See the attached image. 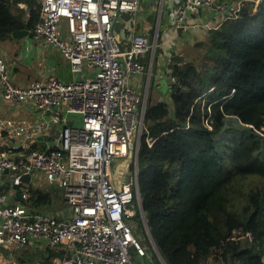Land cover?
<instances>
[{
	"label": "built area",
	"instance_id": "built-area-1",
	"mask_svg": "<svg viewBox=\"0 0 264 264\" xmlns=\"http://www.w3.org/2000/svg\"><path fill=\"white\" fill-rule=\"evenodd\" d=\"M39 4L33 42L60 51L72 72L81 76L64 82L51 75L17 85L0 56L2 98L38 114L35 121H0V135L5 136L0 142V189L8 183L23 199L8 204L0 196V256L6 252L0 264H41L17 255L15 248L26 245L36 253H62L51 264H135L132 248L136 256L152 262L137 236L142 222L155 245L139 196L137 159L157 50L182 32L219 28L239 7L234 0H175L168 30L161 33L159 26L153 36L135 34L123 49L115 25L124 14L138 11L141 0ZM253 5L256 15L264 1ZM201 13H211L216 22ZM32 49L25 43V62ZM145 54H150L148 64L139 59ZM139 73L148 76L144 90L130 83ZM41 137L45 146L39 145ZM43 181L60 190L61 209L34 206L30 187H42L38 184Z\"/></svg>",
	"mask_w": 264,
	"mask_h": 264
},
{
	"label": "trees",
	"instance_id": "trees-1",
	"mask_svg": "<svg viewBox=\"0 0 264 264\" xmlns=\"http://www.w3.org/2000/svg\"><path fill=\"white\" fill-rule=\"evenodd\" d=\"M253 7L240 4L198 44L200 58L173 66L170 101L154 102L151 82L138 185L165 264H264V5ZM40 9L0 0V42L17 30L32 37ZM42 188L30 187L34 206L49 208L58 194Z\"/></svg>",
	"mask_w": 264,
	"mask_h": 264
},
{
	"label": "crops",
	"instance_id": "crops-1",
	"mask_svg": "<svg viewBox=\"0 0 264 264\" xmlns=\"http://www.w3.org/2000/svg\"><path fill=\"white\" fill-rule=\"evenodd\" d=\"M170 1L171 2L168 7L167 16L165 18L166 22L164 25L162 24L161 33L168 30L170 26L171 16L174 12L173 10L175 7V4H174L175 0H170ZM249 1L254 2L255 0H234L235 7H239L240 4H242L243 2H249ZM163 6H165V0L163 2ZM24 9H27V6ZM142 11H143V3H142V8H140L138 11L124 14L123 16H121V18L116 23L115 33L118 36L120 44L123 49H127L130 46L131 38L135 34L148 33V34H151L152 36L154 35L155 31L152 29L154 27V24L152 25L150 22H148L150 18L142 17ZM201 16L205 20H209L210 17L212 21H215L214 19H216L214 18L216 16H211V13H205V14L201 13ZM209 30L210 29H207L201 26L196 29H192L191 31H188L187 33L182 32L181 34L178 35V37L176 38L174 42L167 43L166 45L161 46V48H158L155 61L152 67L153 77H152L151 82L153 84V88H152L153 100L160 101L161 99H163V101L164 100L170 101V83L172 81L171 74H172L173 66L175 64H183L186 61L187 52L185 49L190 47L189 44H193L195 42V39L199 41L198 43L195 42L196 45L200 44L201 42L207 41L208 36H209ZM26 38H24V40ZM0 43H3V42H0ZM38 47H40L38 46V44L34 46L30 54L32 55V57L41 59L42 57L47 55L46 51H44V48L48 46H44L43 49H41V52H40V48ZM5 52L6 50L0 49V56H3ZM21 56H22V52H21ZM149 56L150 54L141 55L139 59L145 64H148L147 61H148ZM48 60H51L50 62H51L52 70L55 69L53 60L51 58H48ZM31 61H27L21 65L15 64L16 62H13L12 67L15 73L12 79L17 85H26V84H29L33 80L40 79V77L33 78L30 74L28 76H31L32 78L29 77L28 80L23 79V76L21 75V73H23L22 66L30 65ZM67 82H70V81H67ZM147 82H148V76L146 73L133 74L130 77V83L142 90L145 89ZM10 118L35 121L38 118V114L33 108L27 105H13L9 102H6L2 98V95L0 94V121H4L5 119H10ZM4 140H5V136L0 135V142H3ZM39 141H40L39 145L41 146L46 145L45 142H42V139H39ZM42 184L43 183H39L38 185H42ZM45 188L49 189V191L51 190V186L45 185ZM17 191H20V190L16 188H12L7 183L1 187L0 196L4 198V201H6V203L8 204L22 202L17 199V194H16ZM59 192L60 191H58V193ZM39 254L41 256V254L43 253L39 252ZM4 256H6V252H3V256H0V260H2Z\"/></svg>",
	"mask_w": 264,
	"mask_h": 264
},
{
	"label": "rangeland",
	"instance_id": "rangeland-1",
	"mask_svg": "<svg viewBox=\"0 0 264 264\" xmlns=\"http://www.w3.org/2000/svg\"><path fill=\"white\" fill-rule=\"evenodd\" d=\"M163 2L164 0H141L140 8H142V3H143L142 17L150 18L148 22H150L152 25L154 24V27L152 28L154 31L159 26L161 28L162 24L164 25L166 22L165 18L167 16L168 7L171 1L165 0V6H163ZM162 9H163V12L161 13ZM23 40L24 39H20V40L14 39L12 36V38H8L5 41H3V43H0V49L6 50L5 54L3 55V58L9 64L11 77H13L15 73L12 67L13 62H16L15 64H20V65L25 63L24 59L21 57V52L24 51L25 43H29V45L33 46V48L34 46L38 44V46H40L38 47L40 48V52H41V49H43V47L45 46L42 43L33 42L32 37H28L24 41ZM195 42L198 43L199 41L195 39ZM195 42L193 44H189L190 47L185 49L187 52L186 61L188 62H191L198 57L200 58L201 55L204 54L205 52V48L203 46L196 45ZM205 42H201L200 44H204ZM44 51H46L47 55L42 57L41 59L32 57V55L28 57L27 61H31L32 59L33 60L31 61L30 65L22 66L23 73H21V75L23 76L24 80H28L29 77L31 76L33 78L40 77V79H44L51 75L53 76L56 75L55 77L67 82V81L77 79L78 77L81 76L79 74L72 72L70 62L66 58H64V56L61 54L60 51H58L57 49H52L50 47L44 48ZM48 58H51L53 60L55 69L52 70V66L50 62L51 60H48ZM29 74L31 76H28ZM151 95H152V92H151ZM155 101L156 100H154V102ZM131 170H133V168ZM42 185H43L42 189H45V185L50 186L46 184V182L44 181ZM51 189H53V191H55V193H57L58 195L54 197L53 205H51L49 208H42L43 210L55 211L63 207L62 197L60 195V192L58 193V191L60 190L54 186H51ZM134 208L137 210V212H139V206L136 202L134 204ZM139 237L144 247L148 248L150 259L154 262L153 253L155 252L154 254H156V257L160 260L158 253L156 252L157 250L154 249L155 245L151 244L152 241L150 238H148L147 234L146 233L139 234ZM1 251H4V250L1 249ZM15 252L17 253V255H20L21 257L25 258V260L28 262L41 261L40 254L36 253L35 248L31 245L16 247ZM131 252H132L131 256H132V259L135 261V264H142V263L151 264V261L147 260V258H146V261H144L142 258L136 256L133 248L131 249ZM209 264H228V263L224 261H221V262L216 261V262H210Z\"/></svg>",
	"mask_w": 264,
	"mask_h": 264
},
{
	"label": "water",
	"instance_id": "water-1",
	"mask_svg": "<svg viewBox=\"0 0 264 264\" xmlns=\"http://www.w3.org/2000/svg\"><path fill=\"white\" fill-rule=\"evenodd\" d=\"M29 34H30V31H29V30H17V31H15V32H13L12 36H13L14 39L20 40V39H24V38L28 37ZM160 101H163V99H161ZM147 102H148V101H147ZM40 139H42V137H41ZM137 165H138V159H137ZM137 167H138V166H137ZM25 179H26L27 181H29L30 178H29V176H27ZM16 194H17V199L23 202L21 192H20V191H17ZM139 196H140V198H141V193H140V191H139ZM147 228H148V225H147ZM148 230H149V228H148ZM150 236H151V235H150ZM151 238H152V236H151ZM152 239H153V238H152ZM157 253H158V256H159L160 261L162 262V264H165V262H164V260H163V258H162V256H161L159 250H157Z\"/></svg>",
	"mask_w": 264,
	"mask_h": 264
}]
</instances>
